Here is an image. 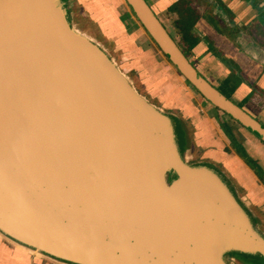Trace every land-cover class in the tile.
<instances>
[{"label": "water", "instance_id": "1", "mask_svg": "<svg viewBox=\"0 0 264 264\" xmlns=\"http://www.w3.org/2000/svg\"><path fill=\"white\" fill-rule=\"evenodd\" d=\"M179 74L264 142V125L185 56L146 0H125ZM71 0H0V235L52 264L264 260L230 178L189 164L177 116L74 23Z\"/></svg>", "mask_w": 264, "mask_h": 264}, {"label": "rangeland", "instance_id": "2", "mask_svg": "<svg viewBox=\"0 0 264 264\" xmlns=\"http://www.w3.org/2000/svg\"><path fill=\"white\" fill-rule=\"evenodd\" d=\"M146 1L151 5L149 0ZM71 12L72 19L78 28L89 36H92L102 47L110 52L120 69L133 82L140 94L148 98L157 107L163 108L168 113L177 116L185 132L186 146L188 147L185 148L189 164L205 163L223 172L218 166L209 164L207 162L208 160L203 158L204 150L194 145L191 137L193 132L196 131L193 119L190 117H181L183 111L175 106L168 107L167 101L172 98L175 99L177 94L183 97V99H187L189 95H193L195 99L204 101L210 105V109H213V112H220L222 117L217 118L219 125L217 127L222 129V124L229 123L233 127V132L238 141L242 143L245 150L250 145L247 142L245 134L256 139L264 146L261 140L251 131L243 128L205 99L201 98L202 96L179 74L177 69L145 32L141 24L132 14L125 0H75ZM154 12L182 50L188 54L193 64H196L195 66H197L201 74L207 80L218 86L220 79L226 75L224 70L220 68L218 59L213 57L208 59L210 51L200 56L199 50L197 49L198 44L191 49L190 45L193 43L192 41H180L179 36H176L177 33L173 26L176 16L167 15L166 17H161L157 11L154 10ZM196 40L199 41L198 38ZM210 44L213 45V49H216L220 53V50L215 48L213 43ZM235 99L238 100V98ZM262 99H264V96ZM259 122L263 123L261 120ZM231 148H233L232 145ZM253 159L256 160V156ZM232 183L235 185L233 181ZM235 188L238 190L236 185ZM256 220L260 225L261 231L264 233V219H257L256 217ZM0 245L2 246L0 248V256L4 259L10 257V251L15 250L18 252L20 258L25 257L29 260L34 259L36 261H42L43 263H50L42 257L17 247L1 235ZM234 264L241 263L237 259Z\"/></svg>", "mask_w": 264, "mask_h": 264}, {"label": "crops", "instance_id": "3", "mask_svg": "<svg viewBox=\"0 0 264 264\" xmlns=\"http://www.w3.org/2000/svg\"><path fill=\"white\" fill-rule=\"evenodd\" d=\"M75 2V0H71ZM153 11H157L161 17H166L168 10L178 2V0H149ZM223 1L227 5H230L231 15L237 17L236 23H241L242 20L250 21L252 17L257 16V12L251 13L248 7L242 8L234 7L230 2L232 0H216ZM225 4V5H226ZM210 14L202 15L198 20L193 33L199 39L197 49L200 56L209 52V58L218 59L210 47L218 48L220 54L224 59L231 61L236 66L239 65L240 71L244 76V79L256 85L258 91L264 92V51H262L257 44L256 47H249L244 49L239 46V41L229 36V32L224 29V24L221 18H217V15H223L219 6H212ZM177 17V16H176ZM219 17V16H218ZM242 19V20H241ZM175 21V20H174ZM163 23V22H162ZM232 27V25H229ZM229 27V28H230ZM195 31V32H194ZM237 41V42H236ZM212 45V46H211ZM258 46V47H257ZM214 48V47H213ZM220 68L224 70V73L229 74L227 67L219 60ZM197 67V66H196ZM247 84H241L238 90L234 94V98H238L239 102L242 99L249 97L252 92ZM252 95V94H251ZM260 95V94H257ZM190 97V98H189ZM187 99H183L177 94L175 99L167 101V105L175 106L183 111L181 117H190L194 121L196 131L192 134V141L195 146L202 148L203 158L207 159L209 164L218 166L223 170V173L228 176L238 188L241 198L247 202V204L255 212L257 219H264V184L259 180L254 171L242 160L231 148V143L225 133L218 125V117H222L221 113L213 112L204 101L195 99L193 95H189ZM166 98V96H164ZM202 98V97H201ZM244 104V109L254 116L255 119H259L262 125H264V99L259 96H255ZM258 120V121H259ZM185 140V132L182 129ZM249 147L246 149L248 155L253 159L256 156V162L264 171V146L261 145L256 139L252 138L248 134H245ZM187 147V146H186ZM188 148V147H187ZM258 160V161H257ZM2 246L0 245V248ZM1 250V249H0ZM0 264H52L43 263L42 261H36L34 259L20 258L17 251H10V257L4 259L0 256Z\"/></svg>", "mask_w": 264, "mask_h": 264}, {"label": "flooded vegetation", "instance_id": "4", "mask_svg": "<svg viewBox=\"0 0 264 264\" xmlns=\"http://www.w3.org/2000/svg\"><path fill=\"white\" fill-rule=\"evenodd\" d=\"M66 1H68V0H66ZM186 1L189 3V7L192 8L193 11L196 13V15L199 16V19L201 18L202 15H208V14H210L211 17H212L214 14L213 13L211 14L210 9H211L212 6L218 5L220 10L223 12L222 14L225 15V16L222 18V16L218 14L217 18L218 19L219 18L222 19L221 21L224 24V29L229 32V36L230 37L233 36V38H235L237 41H239V46L240 47L242 46V48L245 47L244 48L245 50L249 49V47L252 48V46L256 47L255 44H257L259 46V48L262 51H264V0H232L230 3L233 4L234 7H236V8L238 7V9H239V7L242 8L241 6H243V7H248L252 14L254 12H257V16L256 17L255 16L252 17L250 19V21L241 19L242 20L241 23H236L235 19H237V17H233L231 15V9L229 8L230 5H227L223 1H216V0H186ZM180 2H181V0H178V2H176L177 8H178V4ZM175 15L177 16L176 17V20H177L179 18V13L176 12ZM229 25H232V27H230ZM178 46L180 47V45H178ZM180 49L182 50L181 47H180ZM182 51L184 52V50H182ZM213 51L215 52V54L217 56L221 55L220 53H218L216 51V49H213ZM187 58H189V57H187ZM218 60L227 67V69L229 70V74L226 73V75H224V77L222 79H220L218 86H216L215 84H213L211 81L208 80L211 84H213L217 89H222V88H224L226 86L227 81L229 79H231L232 76H238L239 78H241L242 84H247L250 88H252V90H254L253 89V84L251 82H249V81L246 82V80L244 79V76H243V74L240 71L239 65L236 66L231 61L226 60V58H225V61L221 60L220 58H218ZM226 61L230 62L231 65L227 64ZM191 63L193 64L192 61H191ZM253 92L254 91H252L250 93V96H252L251 94H253ZM249 97H246V98L242 99L241 102H239V100H236L234 98V95H233L232 96V101H234L236 104L244 106V104H242V103H244V102L247 103L248 102L247 99ZM252 117H254V116H252ZM239 262L241 264H247V263H245L243 261H240V260H239Z\"/></svg>", "mask_w": 264, "mask_h": 264}, {"label": "trees", "instance_id": "5", "mask_svg": "<svg viewBox=\"0 0 264 264\" xmlns=\"http://www.w3.org/2000/svg\"><path fill=\"white\" fill-rule=\"evenodd\" d=\"M176 12L179 13V18L173 22L174 29L176 30V33H177L176 36L177 37L179 36L180 41H183V42L184 41L185 42L186 41L187 42L192 41L193 43L190 45V47H191V49H193V47L199 43L196 40L197 38L195 37V35L193 36V34H194L193 30H194V28H195V26L199 20V16L196 15V13L193 11V9L189 7V3L186 0H181V2L178 4V8H177V4H175L168 10V14H175ZM132 14L134 15L133 12H132ZM134 17H135V15H134ZM210 49L213 50L212 47H210ZM183 53L185 54L186 57H188V54L185 51ZM164 56L166 57L165 54H164ZM166 58L168 59V57H166ZM218 58L225 61L224 57L222 58L221 55L218 56ZM226 63L231 65L230 62H228V61H226ZM241 84H242L241 78H239L238 76H232V78L227 81L226 86L224 88L218 89V90L221 91L225 96H227L229 99L232 100V96L235 94V92L238 90V88L240 87ZM253 89H254L253 90L254 92H253L252 96H250L247 99V101L254 98L255 96H259V97L263 98V96H264L263 91H260V90L258 91V88L256 85H253ZM257 94H260V95H257ZM239 106L244 109L243 105H239ZM230 119H232V118L230 117ZM233 121L236 122L235 120H233ZM222 130L224 131V133L229 138L231 145H232L233 149L235 150L236 154L242 160H244V162L254 171V173L259 178V180L264 184V171L258 165V163L248 155L246 150L243 148L242 143L238 141L236 135L233 132V127L229 123L222 124ZM261 142L264 144L263 141H261ZM236 258L240 261L247 263V264H264V260H259L256 258L244 256V255H236Z\"/></svg>", "mask_w": 264, "mask_h": 264}, {"label": "bare ground", "instance_id": "6", "mask_svg": "<svg viewBox=\"0 0 264 264\" xmlns=\"http://www.w3.org/2000/svg\"><path fill=\"white\" fill-rule=\"evenodd\" d=\"M82 31V30H81Z\"/></svg>", "mask_w": 264, "mask_h": 264}]
</instances>
